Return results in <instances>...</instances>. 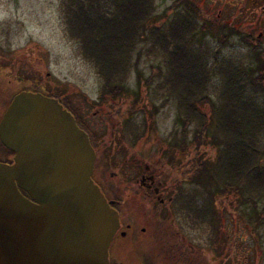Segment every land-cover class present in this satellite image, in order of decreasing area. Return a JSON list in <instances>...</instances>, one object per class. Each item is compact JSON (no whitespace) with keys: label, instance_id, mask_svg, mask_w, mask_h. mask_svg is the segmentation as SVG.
<instances>
[{"label":"trees","instance_id":"trees-1","mask_svg":"<svg viewBox=\"0 0 264 264\" xmlns=\"http://www.w3.org/2000/svg\"><path fill=\"white\" fill-rule=\"evenodd\" d=\"M177 6L179 2L171 5ZM64 12L70 36L79 41L85 58L104 78L103 94L128 98L126 82L135 70L138 83L143 79L146 85L154 84L155 76L161 77L156 91L167 92L166 102L168 96L176 100V121L183 125V138L176 133L169 142H182L187 154L179 162L172 153L178 166L184 164V209H218L214 194L231 193L243 205H251L250 221L264 226V97L255 94L264 93V66L248 70L221 60L219 52L211 63L208 52L198 46L195 22L177 13L176 20L160 26L154 0H65ZM145 54H154L158 62V72L146 78L139 69ZM255 72L260 74L254 76ZM217 74L222 82L214 99L210 89L215 86L210 82ZM139 100L136 97L129 105L125 113L131 114L129 118L139 110ZM208 143L218 153L206 160L200 148Z\"/></svg>","mask_w":264,"mask_h":264},{"label":"flooded vegetation","instance_id":"flooded-vegetation-1","mask_svg":"<svg viewBox=\"0 0 264 264\" xmlns=\"http://www.w3.org/2000/svg\"><path fill=\"white\" fill-rule=\"evenodd\" d=\"M177 2L179 6L174 8L175 12L177 9L178 15L195 22L200 48L205 44L204 37L218 38L221 45L234 46L236 44L231 45L233 37L238 42L237 46L246 49L251 58V64L243 68L258 71L264 66V0H173L171 5ZM8 49V41L6 44L0 41V124L10 104L24 91L58 99L74 115L78 125L88 133L96 152L92 177L119 212L121 220V228L110 246L111 264H201L202 260L209 263L217 261L216 240L202 239L186 232V228L195 231L201 210L212 213L213 209H184L182 206L184 164L178 166L176 160L182 161L185 151L182 142L175 144L169 141L176 133L179 139L183 138V125L178 123L166 134L163 140L167 141V146L161 144L163 140L157 139L159 145L144 147L141 141L145 139L143 136H147L148 121L144 118L142 126H139V122H134V113L129 118L131 114H125L128 104L124 111L118 110V131L112 125L111 132L105 135L95 126L93 119L86 116L82 106L74 102L69 92L64 94L58 89L50 72L43 74L38 64L26 60L18 51L10 54ZM164 98L159 108L169 106L172 101L177 107L174 98L169 100L168 96L167 102ZM118 99L101 93L97 103L90 99L87 101L98 108L113 106ZM158 111L156 116L160 114ZM96 112L104 119L101 110L96 109ZM14 157L15 152L3 143L0 136V162L13 163ZM210 225L215 228L212 223Z\"/></svg>","mask_w":264,"mask_h":264},{"label":"water","instance_id":"water-1","mask_svg":"<svg viewBox=\"0 0 264 264\" xmlns=\"http://www.w3.org/2000/svg\"><path fill=\"white\" fill-rule=\"evenodd\" d=\"M0 136L15 152L0 162V264H111L121 220L92 177L96 152L74 115L24 91Z\"/></svg>","mask_w":264,"mask_h":264},{"label":"rangeland","instance_id":"rangeland-1","mask_svg":"<svg viewBox=\"0 0 264 264\" xmlns=\"http://www.w3.org/2000/svg\"><path fill=\"white\" fill-rule=\"evenodd\" d=\"M172 1L154 0V14L160 26L176 20L177 11L175 12L171 7ZM64 3L65 0H0V41L5 44L8 41L9 51L7 52L11 54V52L18 51L19 54L25 56L26 60L38 64L37 67L43 69V74L46 75L50 72L57 82L58 89L64 94L69 92L74 102L82 106L86 116L92 118L95 126L99 127L105 135L109 131L111 132L112 125H115L118 131L120 126L118 110L124 111L128 104H133L135 98L138 97L140 99L139 110L134 112L135 120H133L142 126L145 118L148 121L147 128L149 129L141 143L144 144V147L152 144L153 146L159 145V142L156 143L157 139L163 140L166 134L178 125L174 101L169 106L162 107L163 109L159 108L167 93L158 92L155 89V83H158L156 81H160L161 77L155 76L154 84L146 85L147 83L143 79H140V83H138L137 73L134 70L126 82L130 93L128 98L125 95L119 96L118 101L110 106L111 108L109 105L92 107L87 99L97 103V98L101 93L103 94L104 78L99 69L85 58L79 41L70 36ZM203 40L206 45L204 44L200 50L208 52L206 55L211 63L216 60L215 52L216 55L219 52V58L223 61L233 60L240 67L251 64L248 52L242 46H237L236 38L232 37L231 45L236 44L234 46L221 45V41L213 37H204ZM37 45L40 46L39 49ZM139 45L140 48H143V43ZM257 60H259L258 57ZM158 61H160V57ZM157 64L154 54L142 56L139 69L144 78L158 72L155 68ZM215 65L218 67L219 63ZM220 82L222 79L219 74L211 78V87L215 86V88L210 89V93L214 99H217L219 94ZM248 88L250 93H255ZM135 93H138V96ZM255 94L257 97H264V93ZM96 109L102 111L104 119H101L100 113L96 112ZM158 110L160 114L156 116ZM208 112L210 111L208 110ZM165 141L161 144L167 146V141ZM200 150L206 160L213 159L218 153L217 148L209 143L201 146ZM189 155L191 156V153H188ZM189 185L203 189L200 184ZM207 188L211 190L213 186ZM214 195L216 206L221 211L213 209V212L210 213L208 210H201L195 231L186 228V232L191 236L195 235L202 239L212 238L217 241V261L209 263L202 260L201 264H264V226L259 227L255 222L250 221L253 212V209H250L251 205L244 204L247 208L242 209L245 206L231 193L217 192ZM210 223L215 228L212 229Z\"/></svg>","mask_w":264,"mask_h":264}]
</instances>
